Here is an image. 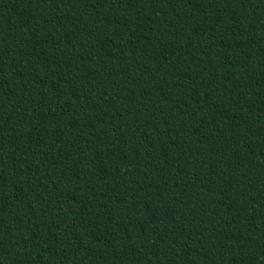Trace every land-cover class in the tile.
<instances>
[{"label":"trees","instance_id":"16d2710c","mask_svg":"<svg viewBox=\"0 0 264 264\" xmlns=\"http://www.w3.org/2000/svg\"><path fill=\"white\" fill-rule=\"evenodd\" d=\"M0 264H264V0H0Z\"/></svg>","mask_w":264,"mask_h":264}]
</instances>
